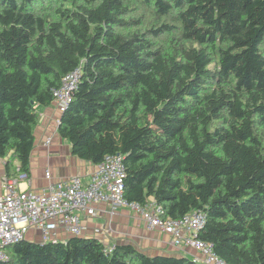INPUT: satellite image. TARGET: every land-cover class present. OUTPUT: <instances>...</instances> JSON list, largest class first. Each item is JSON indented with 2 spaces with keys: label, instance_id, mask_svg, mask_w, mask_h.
Instances as JSON below:
<instances>
[{
  "label": "trees",
  "instance_id": "obj_1",
  "mask_svg": "<svg viewBox=\"0 0 264 264\" xmlns=\"http://www.w3.org/2000/svg\"><path fill=\"white\" fill-rule=\"evenodd\" d=\"M76 68L57 126L71 153L120 154L127 200L202 211L219 257L264 264V0H0L7 170L29 174L36 105ZM9 247L0 264H200L83 234Z\"/></svg>",
  "mask_w": 264,
  "mask_h": 264
},
{
  "label": "built area",
  "instance_id": "obj_2",
  "mask_svg": "<svg viewBox=\"0 0 264 264\" xmlns=\"http://www.w3.org/2000/svg\"><path fill=\"white\" fill-rule=\"evenodd\" d=\"M79 77L80 69L76 68L53 89L52 102L57 105L59 113L71 100ZM58 122L59 117L57 126ZM50 141L51 137L47 136L44 144L49 146ZM45 175L48 182L39 190L19 186L20 181L28 179L24 171L17 169L14 175L4 176L0 194V262L7 259V248L26 238L29 231L39 233L42 242L82 235L85 226L81 213L93 215L95 204L108 202L111 213L119 206L127 207L140 215L148 228L168 233L173 245H184L198 251L200 257H193V260L200 264H232L219 257L211 243L199 238V231L205 223L204 212L193 211L178 219H170L162 216V207L154 201L140 203L127 200L123 195L125 165L118 153L106 154L96 163L87 182H83L79 175L54 180L48 170Z\"/></svg>",
  "mask_w": 264,
  "mask_h": 264
},
{
  "label": "crops",
  "instance_id": "obj_3",
  "mask_svg": "<svg viewBox=\"0 0 264 264\" xmlns=\"http://www.w3.org/2000/svg\"><path fill=\"white\" fill-rule=\"evenodd\" d=\"M36 111L38 120L33 128L35 141L30 154L28 179L20 181L19 186L32 190L44 187L48 182L44 175L46 169H49L53 180L79 175L83 182H87L95 170V164L73 155L69 142L58 134L56 119L60 113L55 102L48 105L38 104ZM47 136L51 137L49 146L44 144ZM9 165L7 170L4 159L0 158V194L4 176L7 172L14 173L13 169L18 166V161H13ZM81 218L85 226L83 236L96 237L106 244L128 242L146 254L200 257V253L191 247L173 245L168 233L158 228H148L141 216L127 207L119 206L111 213L108 202H99L95 204L93 215L81 213ZM29 234L30 231L27 235Z\"/></svg>",
  "mask_w": 264,
  "mask_h": 264
},
{
  "label": "rangeland",
  "instance_id": "obj_4",
  "mask_svg": "<svg viewBox=\"0 0 264 264\" xmlns=\"http://www.w3.org/2000/svg\"><path fill=\"white\" fill-rule=\"evenodd\" d=\"M138 12L143 13V14L145 12V15H147L150 12V8L147 5H144L143 3H140L139 4V8H138ZM46 170L49 171V169H46ZM45 171H44V175H45ZM49 173H50V171H49ZM45 177H46V175H45ZM46 179H47V177H46ZM33 236H35V237H33ZM27 238H31V240H34L35 239V241H40L39 240V238H40L39 233H36L34 231H30V234L27 235ZM9 248L10 247L7 248V251L9 250Z\"/></svg>",
  "mask_w": 264,
  "mask_h": 264
},
{
  "label": "water",
  "instance_id": "obj_5",
  "mask_svg": "<svg viewBox=\"0 0 264 264\" xmlns=\"http://www.w3.org/2000/svg\"><path fill=\"white\" fill-rule=\"evenodd\" d=\"M152 254H159V253H152ZM151 255V254H150ZM172 255H174V254H172Z\"/></svg>",
  "mask_w": 264,
  "mask_h": 264
}]
</instances>
